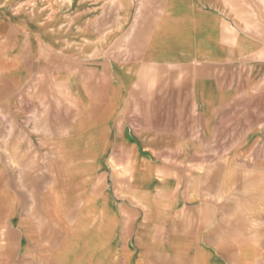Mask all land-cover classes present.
Wrapping results in <instances>:
<instances>
[{
    "label": "crops",
    "instance_id": "1",
    "mask_svg": "<svg viewBox=\"0 0 264 264\" xmlns=\"http://www.w3.org/2000/svg\"><path fill=\"white\" fill-rule=\"evenodd\" d=\"M261 174L264 0H0V264H249Z\"/></svg>",
    "mask_w": 264,
    "mask_h": 264
},
{
    "label": "rangeland",
    "instance_id": "2",
    "mask_svg": "<svg viewBox=\"0 0 264 264\" xmlns=\"http://www.w3.org/2000/svg\"><path fill=\"white\" fill-rule=\"evenodd\" d=\"M261 175L264 176V174H261ZM255 232H256L255 235L251 237V239L255 240L256 245L258 244L257 246L260 245L259 246L260 248H264V246L261 247L264 244V236L259 232L258 229L255 230ZM226 256H227V260L231 259V256L229 253H226ZM240 256L242 260L244 259L249 260V264H254V261H256L255 264H264V252H257L255 253V255L251 252H248L244 255L240 254ZM255 256H256V260L254 258ZM7 264H13L12 260L11 261L9 260Z\"/></svg>",
    "mask_w": 264,
    "mask_h": 264
}]
</instances>
